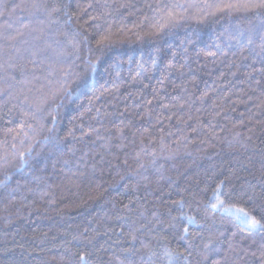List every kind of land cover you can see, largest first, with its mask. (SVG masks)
Returning a JSON list of instances; mask_svg holds the SVG:
<instances>
[{"label": "trees", "instance_id": "obj_1", "mask_svg": "<svg viewBox=\"0 0 264 264\" xmlns=\"http://www.w3.org/2000/svg\"><path fill=\"white\" fill-rule=\"evenodd\" d=\"M224 2L0 0V264H264L225 210L264 222V9Z\"/></svg>", "mask_w": 264, "mask_h": 264}, {"label": "snow or ice", "instance_id": "obj_2", "mask_svg": "<svg viewBox=\"0 0 264 264\" xmlns=\"http://www.w3.org/2000/svg\"><path fill=\"white\" fill-rule=\"evenodd\" d=\"M174 8L183 7L182 5H174ZM217 11L220 12H232V11H251V10H258V9H264V0H244V2H240V0H236V2H232V0H228V2L220 3L214 6ZM165 9H168L167 5H164L161 11H164ZM177 18V14L172 11L168 10L165 13V16L162 17L164 20V23L159 25V28H163L166 23L171 22ZM158 28V30H159ZM107 40V37L102 38L101 41L98 43H104V41ZM92 69H95V63L91 64ZM219 188H217L216 192L213 193L214 196H216L217 199H219L218 196ZM249 199H252V197H249ZM220 204H223V201H220ZM217 205H213V207H216ZM228 212H232L238 220H240L242 223L248 225L250 228L253 229H261L264 230V222H262V219H257L255 215H253L251 212L247 211L244 208H237L235 205L229 206L225 209ZM189 219H193L192 217H189ZM187 229H185V232ZM191 247V245H189ZM261 256L264 257V248L261 249ZM166 255L171 257V253L166 251ZM255 255V253H253ZM81 261H84V257H80ZM169 264H171V260L169 261Z\"/></svg>", "mask_w": 264, "mask_h": 264}]
</instances>
